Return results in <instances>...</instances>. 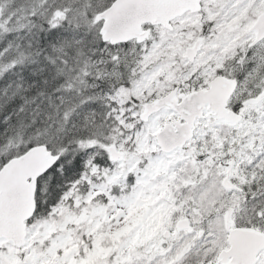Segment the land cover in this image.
Returning a JSON list of instances; mask_svg holds the SVG:
<instances>
[{"label": "snow or ice", "instance_id": "snow-or-ice-1", "mask_svg": "<svg viewBox=\"0 0 264 264\" xmlns=\"http://www.w3.org/2000/svg\"><path fill=\"white\" fill-rule=\"evenodd\" d=\"M0 264H264V0H0Z\"/></svg>", "mask_w": 264, "mask_h": 264}]
</instances>
